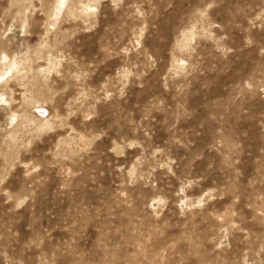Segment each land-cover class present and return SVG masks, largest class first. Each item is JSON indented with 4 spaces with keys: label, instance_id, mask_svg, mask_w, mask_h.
Wrapping results in <instances>:
<instances>
[{
    "label": "rangeland",
    "instance_id": "374dc122",
    "mask_svg": "<svg viewBox=\"0 0 264 264\" xmlns=\"http://www.w3.org/2000/svg\"><path fill=\"white\" fill-rule=\"evenodd\" d=\"M0 264H264V0H0Z\"/></svg>",
    "mask_w": 264,
    "mask_h": 264
}]
</instances>
